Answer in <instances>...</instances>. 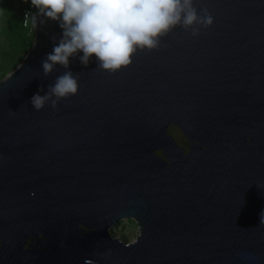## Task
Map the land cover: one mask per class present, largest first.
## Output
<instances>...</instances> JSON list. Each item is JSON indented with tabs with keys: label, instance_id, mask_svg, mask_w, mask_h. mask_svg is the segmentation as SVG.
I'll list each match as a JSON object with an SVG mask.
<instances>
[{
	"label": "water",
	"instance_id": "water-1",
	"mask_svg": "<svg viewBox=\"0 0 264 264\" xmlns=\"http://www.w3.org/2000/svg\"><path fill=\"white\" fill-rule=\"evenodd\" d=\"M195 6L214 20L197 37L115 74L73 58L78 95L40 112L65 69H41L58 24L35 30L0 80V264H264V0Z\"/></svg>",
	"mask_w": 264,
	"mask_h": 264
},
{
	"label": "clouds",
	"instance_id": "clouds-1",
	"mask_svg": "<svg viewBox=\"0 0 264 264\" xmlns=\"http://www.w3.org/2000/svg\"><path fill=\"white\" fill-rule=\"evenodd\" d=\"M30 4L35 12L25 13L26 26L37 30L53 21L62 30L59 39L51 37L52 50L41 61L44 77L58 65L65 69L44 95L41 87L30 99L36 112L46 105L55 110L61 101L78 95L80 73L70 70L73 58L87 67L94 56L97 69L115 74L130 66L137 52L157 50L175 29L197 37L214 23L206 8L197 9L195 0H30Z\"/></svg>",
	"mask_w": 264,
	"mask_h": 264
},
{
	"label": "rangeland",
	"instance_id": "rangeland-1",
	"mask_svg": "<svg viewBox=\"0 0 264 264\" xmlns=\"http://www.w3.org/2000/svg\"><path fill=\"white\" fill-rule=\"evenodd\" d=\"M16 16L17 13L15 14L14 11H11L9 15L0 12V80L7 77L22 62L35 38V30L32 28H27L28 32L21 36L19 32L16 33V29L11 26L17 20ZM13 39L17 42L12 43ZM110 234L127 244L135 241L139 230L134 221H123L118 227L112 229Z\"/></svg>",
	"mask_w": 264,
	"mask_h": 264
},
{
	"label": "trees",
	"instance_id": "trees-1",
	"mask_svg": "<svg viewBox=\"0 0 264 264\" xmlns=\"http://www.w3.org/2000/svg\"><path fill=\"white\" fill-rule=\"evenodd\" d=\"M26 9H27V3L25 2V0H0V12L8 13V15H9V13L11 11H14L15 14L17 13V16H16L17 20H15L14 23L12 22L13 24L11 26H13L16 29V33L19 32V35L20 36L23 33L28 32V29H27L28 27H24V25H23V21H24V11ZM18 38H19V36H18ZM13 42L15 43V42H17V40L13 39L12 40V43ZM33 43H34V41H33ZM33 43H32V45H33ZM32 45H31V47H32ZM25 56L23 57V59L25 58ZM16 68L17 67H15V69Z\"/></svg>",
	"mask_w": 264,
	"mask_h": 264
},
{
	"label": "built area",
	"instance_id": "built-area-1",
	"mask_svg": "<svg viewBox=\"0 0 264 264\" xmlns=\"http://www.w3.org/2000/svg\"><path fill=\"white\" fill-rule=\"evenodd\" d=\"M26 12H35V9H33V8L31 7L30 0H29V2L27 3V9L24 11V16H25V13H26ZM23 24H24V22H23ZM24 27L31 28V26H26L25 24H24Z\"/></svg>",
	"mask_w": 264,
	"mask_h": 264
}]
</instances>
